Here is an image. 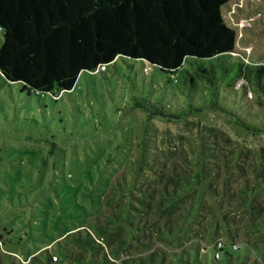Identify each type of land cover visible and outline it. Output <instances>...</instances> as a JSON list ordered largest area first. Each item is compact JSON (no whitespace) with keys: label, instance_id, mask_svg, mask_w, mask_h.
Wrapping results in <instances>:
<instances>
[{"label":"rangeland","instance_id":"1","mask_svg":"<svg viewBox=\"0 0 264 264\" xmlns=\"http://www.w3.org/2000/svg\"><path fill=\"white\" fill-rule=\"evenodd\" d=\"M222 11L236 30L232 58L264 63V0H234ZM147 65L118 57L81 72L56 101L27 94L0 74V232L12 221L25 222L18 230L29 238L39 232L35 224L75 231L85 240L78 264H264V131L244 129L222 109L170 119L150 113L149 101L161 99L152 86H163L165 74ZM243 85L245 110H257L251 78L228 89ZM166 89L163 104L173 111L184 104ZM263 116L252 121L264 126ZM214 134L227 154L223 166L240 176L243 165L249 182L210 187L198 176L201 162L208 165L201 148ZM155 154H181L183 177L151 162ZM7 253L26 258L18 247Z\"/></svg>","mask_w":264,"mask_h":264},{"label":"trees","instance_id":"2","mask_svg":"<svg viewBox=\"0 0 264 264\" xmlns=\"http://www.w3.org/2000/svg\"><path fill=\"white\" fill-rule=\"evenodd\" d=\"M232 1L0 0V74L8 82L19 83L27 94L56 101L62 92L73 89L83 71L92 73L118 57L141 60L165 74L163 86H152L153 91L161 89V99L149 101L150 113L170 119L222 109L244 129L263 132L264 126L252 119L264 115V63L252 66L240 58H232L236 30L227 25L222 11ZM239 78L253 80L257 110H250L249 106L245 110L241 100L244 85L238 91L228 89ZM169 87L177 95L171 99L184 102L174 111L162 103L165 95H171L166 89ZM214 138L212 145L201 148L202 160L206 158L208 165L205 168L206 163L201 162L198 176L209 178L210 187H224L227 180L231 184L249 182L243 165L240 176L226 170L223 165L228 163L227 154L219 135L214 134ZM50 144L49 152L57 143ZM179 156L155 154L150 160L157 166L172 167L174 175L182 178ZM125 158L130 159L129 153ZM81 176H77L79 181ZM75 177L70 176L71 180ZM39 179L43 188L47 187L40 175ZM158 203L160 207L164 205L163 201ZM23 224L26 223L12 221L11 228L4 227L5 234H12L8 238L0 232V264H35L34 261L41 260L43 264L84 262L85 240L75 236V231L57 234L53 223L35 224L39 232L29 238L18 230ZM88 237L95 241L91 233ZM41 244L48 247L37 255L34 248ZM229 245L239 248V243ZM214 246L217 248L216 243ZM16 247L25 259L7 255L8 249ZM54 255L57 259H53ZM219 255L220 251L214 257Z\"/></svg>","mask_w":264,"mask_h":264},{"label":"built area","instance_id":"3","mask_svg":"<svg viewBox=\"0 0 264 264\" xmlns=\"http://www.w3.org/2000/svg\"><path fill=\"white\" fill-rule=\"evenodd\" d=\"M105 66L104 65H102V66H100L98 69H101V68H104ZM97 69V70H98ZM218 244L221 246V247H223L222 245H224V242L222 241V240H219L218 241ZM234 246H237V244H234ZM215 255H218V254H215ZM54 257V259L57 257L56 255H54L53 256Z\"/></svg>","mask_w":264,"mask_h":264}]
</instances>
